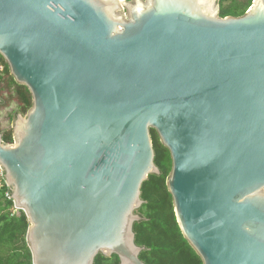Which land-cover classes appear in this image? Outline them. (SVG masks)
<instances>
[{
	"label": "water",
	"instance_id": "water-1",
	"mask_svg": "<svg viewBox=\"0 0 264 264\" xmlns=\"http://www.w3.org/2000/svg\"><path fill=\"white\" fill-rule=\"evenodd\" d=\"M0 56L32 98L0 133L32 264H144L151 129L202 264H264V0L237 18L219 0H0Z\"/></svg>",
	"mask_w": 264,
	"mask_h": 264
},
{
	"label": "trees",
	"instance_id": "trees-1",
	"mask_svg": "<svg viewBox=\"0 0 264 264\" xmlns=\"http://www.w3.org/2000/svg\"><path fill=\"white\" fill-rule=\"evenodd\" d=\"M130 1V0H125ZM253 0H219V17H241ZM0 107L14 104L11 116H23L32 107L28 89L17 84L0 56ZM2 141L12 144L11 130L1 131ZM154 151V164L159 175H149L141 186L142 206L137 210L141 220L133 225L135 244L143 250L139 259L144 264H202L200 258L183 238L178 227L173 203L166 187L171 171L170 154L160 143L154 130H150ZM11 191L0 178V264H32L26 236L29 222L23 212L14 209L6 197ZM94 264H119L117 256L98 255Z\"/></svg>",
	"mask_w": 264,
	"mask_h": 264
},
{
	"label": "rangeland",
	"instance_id": "rangeland-1",
	"mask_svg": "<svg viewBox=\"0 0 264 264\" xmlns=\"http://www.w3.org/2000/svg\"><path fill=\"white\" fill-rule=\"evenodd\" d=\"M15 109L14 104H9L7 107H0V132L11 130L12 132V123L14 116L12 115V111Z\"/></svg>",
	"mask_w": 264,
	"mask_h": 264
},
{
	"label": "built area",
	"instance_id": "built-area-1",
	"mask_svg": "<svg viewBox=\"0 0 264 264\" xmlns=\"http://www.w3.org/2000/svg\"><path fill=\"white\" fill-rule=\"evenodd\" d=\"M0 178L3 180V182H4V184H5V181H4V177H3V171H2V169L0 168ZM6 185V184H5ZM7 187V186H6ZM8 188V187H7ZM9 189V188H8ZM10 190V189H9ZM11 191V190H10ZM9 193H6V197L8 198V199H10L9 198ZM16 211V210H15Z\"/></svg>",
	"mask_w": 264,
	"mask_h": 264
}]
</instances>
